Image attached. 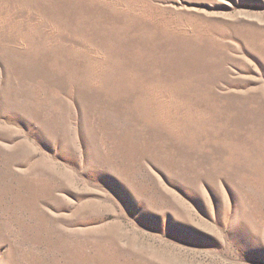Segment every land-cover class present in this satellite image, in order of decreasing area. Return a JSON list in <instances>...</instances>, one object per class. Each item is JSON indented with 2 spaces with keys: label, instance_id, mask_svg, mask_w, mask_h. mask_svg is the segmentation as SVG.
Returning <instances> with one entry per match:
<instances>
[{
  "label": "rangeland",
  "instance_id": "obj_1",
  "mask_svg": "<svg viewBox=\"0 0 264 264\" xmlns=\"http://www.w3.org/2000/svg\"><path fill=\"white\" fill-rule=\"evenodd\" d=\"M0 264H264V0H0Z\"/></svg>",
  "mask_w": 264,
  "mask_h": 264
}]
</instances>
